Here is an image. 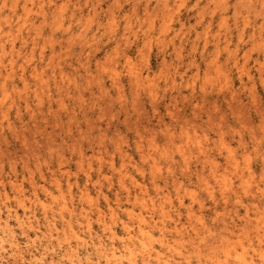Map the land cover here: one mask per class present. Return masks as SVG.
I'll use <instances>...</instances> for the list:
<instances>
[{
  "label": "rangeland",
  "instance_id": "1",
  "mask_svg": "<svg viewBox=\"0 0 264 264\" xmlns=\"http://www.w3.org/2000/svg\"><path fill=\"white\" fill-rule=\"evenodd\" d=\"M0 20L7 72L15 61L10 95L0 88L4 218L35 214L45 232L47 215L56 254L70 244L83 264L90 236L110 243L105 223L123 251L142 217L153 249L178 263L224 260L221 238L259 245L264 0H0ZM10 218L30 261L47 242Z\"/></svg>",
  "mask_w": 264,
  "mask_h": 264
},
{
  "label": "bare ground",
  "instance_id": "2",
  "mask_svg": "<svg viewBox=\"0 0 264 264\" xmlns=\"http://www.w3.org/2000/svg\"><path fill=\"white\" fill-rule=\"evenodd\" d=\"M2 4L5 7L6 2L2 3ZM13 8H14V6H13ZM4 17H5V15H4ZM2 20L5 23H10L9 17L4 18ZM2 20H0V21H2ZM18 30H20V29H18ZM3 33L5 35V32H3V30L1 29V26H0V43H6L7 41L5 42L4 38L9 37V34H10V32H9L7 36H4ZM0 47H1V52H4L5 51L4 46L0 45ZM4 58L5 57L3 56V54H1V57H0V88L4 93L7 92L10 95L9 90H7V88H8L7 82H8V79L13 78V76H14V71H13L14 69L13 68H14V62L15 61H14V59H11V60L9 59L10 60L9 61L10 62V67H9L10 69L9 70H11V72L10 71L7 72V70H6L7 66H5V64H4ZM41 59H43V58H41ZM34 72H35V69H34ZM37 72H38V70H37ZM36 75H37V73H36ZM22 79L25 80L23 77H22ZM4 95L5 94H3V96ZM4 100H6V99H4ZM1 103H2V101L0 100V104ZM2 105H3V103H2ZM17 109H18L17 114L20 117L21 116L20 110H19L20 108H17ZM60 155L62 156V154H60ZM60 155H59V157H60ZM81 155H83V153H81ZM63 156H62V158H63ZM206 162H211V161L207 160ZM211 165H212V163H211ZM112 166H114V164H112ZM214 166H216V165H214ZM66 170H65V172H68L70 169L68 171H66ZM121 180H123V179H121ZM13 186H16V185L13 184ZM85 193H83L82 196H84ZM127 197L131 198L130 195H128ZM8 199H9L8 194L5 193L4 196H2L0 194V205L5 203V200L7 201ZM133 199H135V201H138L139 197L134 196ZM87 200H89V199H87ZM19 204L23 207V210H24V208L26 209V203L24 201H21ZM147 206H148V204H147ZM153 206L155 207V205H153ZM63 208L66 209L68 207L65 204ZM27 209H28V207H27ZM145 209H146V207H145ZM161 209H164V208L161 206ZM112 210L110 213H112ZM72 212H74V209H72ZM110 213H109V215H110ZM44 214H45V212H44ZM112 215L113 214L110 215V218ZM11 216L14 217L16 224L18 225L17 227L21 230V232L23 234H25L26 236L29 237L30 232H33L34 236L38 237V233H41L42 237L45 238V241L47 242L43 246L42 251L38 255H36V254L32 255V258L30 259V261H27L25 256H24V251L21 247V244H20V241L17 237L16 231L10 222ZM85 217L87 218V216H85ZM112 217H114V216H112ZM102 220H104V219H102ZM54 221L55 220L49 219V217L46 215L47 225H46V231L44 232V231L40 230V226L38 225V221L35 217V214L34 215H28L25 212L24 216H22L19 214L18 211H13L10 208H8V216H7V218H4L2 216V212H1V208H0V230L4 233V235L0 237V264H3V262L5 260V257H4L5 253H8L9 254L8 256L10 257V259H13V262H14L13 264H17L19 261L23 262V264H76V261H78L77 264H83L81 262V260H79L78 248H76V247L72 248L69 243H68L69 247L66 248V251L64 253H62L61 256L56 254V249L53 246L54 243H52V240H51V238H54L53 233H54V230L56 229ZM65 222H67V221H65ZM100 222H101V220H100ZM103 222H105V220ZM90 223H89V220H87L86 224H87L89 231H90ZM104 226H105L104 230L110 231V236H109L110 237V243H106L105 240L103 239V237H101V236H95V237L90 236L91 241H92L91 244H92L93 251H92V253L87 254L86 264H139L137 261V252H136L138 248L141 251V264H152L153 261H154V264H183L182 262H179V263L176 262L174 259H170V258L164 259L161 252L155 251L153 249V247L149 243V240L150 241L152 240L151 230H150L149 226L147 225V221L144 217H142L138 223V231H139V235H140V239H138L136 242V244H138V245L134 244L132 246V245H130V243H128L124 247L123 251L118 250V248H116L114 243H113V241H115L114 239L118 238L117 233L115 231H112L110 226H106V223L104 224ZM123 227L130 234V231H131L130 226L127 223L123 222ZM260 234H261V230L258 229L257 230V237L259 240V245L257 247L253 246L252 248H247V247H244L242 245L240 252L236 249V247L234 246L233 243H230V239L221 238L220 244L218 246L217 245L216 246L222 247L223 254L225 256L224 260H221L219 258L218 252L212 251L211 253H208V256H207L208 258L206 259V264H264V233L262 235H260ZM72 236L74 239H76L78 241V243H82L83 246L89 247L88 241H86L85 238L81 237V235L78 232L73 231ZM64 240L68 241L67 237L64 238ZM128 240L133 241V236L128 237ZM235 241L239 242L237 240H235ZM30 242H31V244H33V243H35V240H30L29 243ZM29 243L27 245L28 247H30ZM237 245L239 246V244H237ZM232 254H235L233 263H231L229 261V258L232 256ZM48 256H51V257L49 259H47ZM80 258H81V256H80ZM200 264H203V263H200Z\"/></svg>",
  "mask_w": 264,
  "mask_h": 264
}]
</instances>
